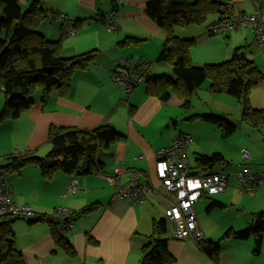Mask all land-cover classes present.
<instances>
[{
  "label": "crops",
  "instance_id": "obj_1",
  "mask_svg": "<svg viewBox=\"0 0 264 264\" xmlns=\"http://www.w3.org/2000/svg\"><path fill=\"white\" fill-rule=\"evenodd\" d=\"M217 1H229L242 13H252L260 6L264 13V0ZM20 2L27 7L31 0ZM42 5L77 21L75 34L64 38L62 56L69 58L92 49H97L99 56L89 69L74 74L66 97L54 92L42 106V93L36 92L31 109L17 119L7 120L0 127L1 154L6 156L18 148H29L35 155L44 156L51 150L48 133L52 125L83 130L111 125L125 138L99 154L105 169L115 172L124 167L126 171L121 176L124 182L130 179L132 170L138 169L152 180L155 191L147 194V201L132 205L116 195L109 181L93 173L77 175L79 192L72 195L68 193V184L75 174L59 170L45 178L37 166H26L10 176L16 204L30 205L35 213L45 214L60 207L81 211L92 203H98L100 208L76 218L66 234L74 245L75 256L57 244L47 222L31 224L26 219L18 220L14 224L17 247L23 253L24 264H138L153 220L165 218V211L171 206L168 192L156 176V151L170 145L182 132H190L196 137L195 144L189 147V153L193 154H190L191 169L197 153L215 152L222 153L231 164L216 166L213 171L231 167L237 144L229 137L222 138L217 126L189 119L195 114L223 113L242 123L239 130L245 139L239 143L252 151V166L260 169L264 167V126L254 131L242 122L238 99L225 92L211 93L209 81L193 96L189 111L183 110V100L174 93L168 101L147 94L146 82L128 95L112 81L122 56L153 62L151 75H174L171 63L158 61L167 33L147 14V0H42ZM116 7L121 10L117 18L120 29L113 32L96 21L94 15ZM218 18L219 14L202 24L175 28V35L197 40L190 51L193 63H221L231 59L237 47L247 45L249 57L264 72V42L255 43L249 27L207 33L206 26ZM39 31L47 39L58 40L63 34L62 22L59 19L45 22ZM251 102L254 107L264 109V82L253 90ZM4 103L5 98L0 95V110ZM214 198L222 205L211 207L214 200L204 196L197 202L196 214L205 237L220 247L218 262L201 251L193 240L172 239L169 245L177 264H264V255L256 252L253 237L241 240L227 234L248 228L255 215L264 210V187L250 196L239 193L232 183ZM173 226L170 221L172 229Z\"/></svg>",
  "mask_w": 264,
  "mask_h": 264
},
{
  "label": "trees",
  "instance_id": "obj_2",
  "mask_svg": "<svg viewBox=\"0 0 264 264\" xmlns=\"http://www.w3.org/2000/svg\"><path fill=\"white\" fill-rule=\"evenodd\" d=\"M227 3L230 2L217 0H147V14L167 33L158 61L171 63L174 75H151L150 79L146 81V92L159 97L162 101H168L174 93L183 100V110L189 111L193 107V96L198 94L206 81H209L211 93L225 92L238 99L242 122L257 131L264 126V109L252 105L251 94L258 85L264 82V72L249 57L248 46L237 47L233 57L221 63L197 65L193 63L190 53L197 40L174 35L175 27L205 23L210 16L216 13L219 14V18L214 21L220 20L221 7ZM59 14L69 16L61 11L45 9L42 0H31L27 7H24L20 0H0V92L2 91L6 95L4 106L0 110V127L7 120L19 118L33 107L36 102L34 95L38 88L42 89L40 101L42 106L49 101L54 92L61 97H66L74 74L79 70L89 69L97 61L99 56L97 49L81 52L69 58L61 55L64 38L70 34L66 31ZM50 16H54L55 20H49L48 17ZM58 19L62 22V36L58 40L47 39L39 31V27L45 22H54ZM73 20L76 24L77 21ZM138 86L134 87L133 90ZM189 119H201L217 126L224 139L236 133L242 124L223 113L215 112L195 114ZM124 138L125 135L111 125H100L91 130L52 125L48 133L51 144V151L48 154L37 156L33 150H30L23 155H17L13 152L4 156L0 152V173H7L10 179L11 174L19 173L26 166L34 165L41 170L45 178L52 177L59 170L75 174L73 178L76 179H78L77 175L93 173L99 175L100 172L113 175L115 172H108L105 169L99 154ZM177 140L183 143L189 162L188 171L191 175H226L227 186L222 192H225L234 183L239 193L250 195L246 190V185L254 186L255 182L239 180L237 178L238 173L246 166L257 175L264 173V167L255 169L252 166L253 153L250 158L244 157V150H250L245 147L242 148L241 152L242 161L237 165L238 168L234 174L235 181H231L233 173L226 171V168L213 171L216 166L226 167L231 164V161L225 159L220 152L197 153L194 159L195 166L191 169L189 147L195 144L196 137L190 132H182L170 145H173ZM250 152L252 151L250 150ZM3 159L7 162L2 161ZM134 170L139 171L142 181L148 179L151 182L153 189L145 192V201H147V194L150 191H155L154 184L142 171ZM158 181L166 188L160 179ZM263 187L264 182L250 196L257 195ZM222 192L209 193L207 190H203L195 202V208L197 202L204 196L214 200L211 207L221 206L222 203L216 201L214 196ZM116 195L132 205L138 203H131L129 200L121 198L117 193ZM167 197L170 200L169 192ZM99 208L98 203L89 204L81 211L70 208L76 213L68 220L71 224L68 231L80 215L92 213ZM166 211L165 218L153 220L152 232L147 235V239L141 247V257L138 264H177V257L171 252L169 244L172 239H181L175 237L174 226L172 229L169 225V222L173 223V221L167 217ZM52 213H35L34 211L30 217L13 214L0 215V264H24L25 262L22 251L17 247L14 231V224L20 219H26L31 224L49 223L51 233L57 244L68 254L75 256L74 245L66 236L68 232L63 234L60 231L61 223L52 217ZM227 234L241 240L253 237L256 243V252H261L264 246V210L255 215L254 222L248 228L239 231L231 230ZM196 243L201 251L215 263L218 262L221 251L214 240L206 238L204 234V238Z\"/></svg>",
  "mask_w": 264,
  "mask_h": 264
},
{
  "label": "built area",
  "instance_id": "obj_3",
  "mask_svg": "<svg viewBox=\"0 0 264 264\" xmlns=\"http://www.w3.org/2000/svg\"><path fill=\"white\" fill-rule=\"evenodd\" d=\"M221 19L211 22L206 26L209 34L220 33L226 30H242L245 27L252 29L255 35V43L264 42V13L260 6H256L252 13H242L235 10L233 3H227L221 7ZM121 10L114 8L105 14H95L96 21L102 22L110 31L117 32L120 26L117 23ZM66 31L75 34V21L69 16L59 14ZM55 20L54 16L48 17ZM153 62L148 60H134L132 57L122 56L119 64L113 71L112 81L116 83L126 94L134 87L146 82L151 77ZM29 148H18L17 155H23ZM250 150H244V157H251ZM189 162L181 141L173 145L163 147L156 152V175L169 192L171 207L166 211L167 217L174 223V234L181 240H193L194 242L204 238V233L197 219L195 202L199 199L203 190L209 193H218L226 189L227 178L225 174H212L208 176H193L188 171ZM126 169L118 167L113 175L100 172V177L109 181L115 188L116 193L131 203L145 202V192L152 190L151 182L146 179L142 181L140 173L133 170L131 177L126 182L121 176ZM237 178L243 181H254L255 185H246L250 195L254 194L259 185L264 182V173L257 175L248 166L238 173ZM79 191L78 180L73 178L68 184V193ZM76 211L66 207H60L52 213L55 220L60 221V231L68 232L70 222L68 221ZM13 214L30 217L34 214L31 206H19L12 198V185L7 173H0V215Z\"/></svg>",
  "mask_w": 264,
  "mask_h": 264
},
{
  "label": "rangeland",
  "instance_id": "obj_4",
  "mask_svg": "<svg viewBox=\"0 0 264 264\" xmlns=\"http://www.w3.org/2000/svg\"><path fill=\"white\" fill-rule=\"evenodd\" d=\"M217 15V13L216 14H214V15H212L210 18H212L213 16H216ZM119 25V24H118ZM175 28H177V27H175ZM175 28H174V33H175ZM118 32V31H117ZM175 35V34H174ZM207 82V81H206ZM36 92L37 93H42V89L41 88H38L37 90H36ZM0 95H3V97L6 99V95H5V93L4 92H0ZM35 96V95H34ZM241 132H240V130H238L236 133H234L233 135H231L229 138L230 139H232L233 140V142L235 143V144H237V146H238V148H237V150H235L234 152H233V154H232V159H233V161H232V166L231 167H228V168H226V170L228 171V172H230V173H233V175H231V181H235V178H234V174L236 173V171H237V168H238V166H237V164H239L240 163V161H242V148H243V145H241V143H239L240 141H242V139H245V137H243V135L242 134H240ZM51 151V150H50ZM49 151V152H50ZM48 152V153H49ZM48 153H46V154H48ZM45 154V155H46ZM190 154H192V153H190ZM193 155V154H192ZM235 209L236 208H234V211H235ZM169 225H170V222H169ZM246 228V227H245ZM243 230L244 228H238V229H235L236 231H239V230ZM262 253H261V255H264V246H263V249H262V251H261Z\"/></svg>",
  "mask_w": 264,
  "mask_h": 264
}]
</instances>
